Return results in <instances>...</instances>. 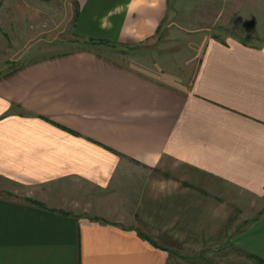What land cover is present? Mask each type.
<instances>
[{"label": "crops", "instance_id": "obj_1", "mask_svg": "<svg viewBox=\"0 0 264 264\" xmlns=\"http://www.w3.org/2000/svg\"><path fill=\"white\" fill-rule=\"evenodd\" d=\"M78 2L98 42L153 34L167 8ZM260 30L209 38L189 84L90 46L1 74L0 264H264Z\"/></svg>", "mask_w": 264, "mask_h": 264}, {"label": "rangeland", "instance_id": "obj_2", "mask_svg": "<svg viewBox=\"0 0 264 264\" xmlns=\"http://www.w3.org/2000/svg\"><path fill=\"white\" fill-rule=\"evenodd\" d=\"M166 3V12L153 34L117 43L83 39L76 33L78 0H6L0 7V75L27 59L90 46L108 49L122 64H156L175 70L177 82L189 84L209 38L239 36L253 42L262 34L264 0ZM156 176L161 173L156 171ZM3 186L8 188L1 180L0 188ZM112 190L114 197L120 192L117 187ZM125 196L130 203H138L139 191L132 195L130 190Z\"/></svg>", "mask_w": 264, "mask_h": 264}]
</instances>
